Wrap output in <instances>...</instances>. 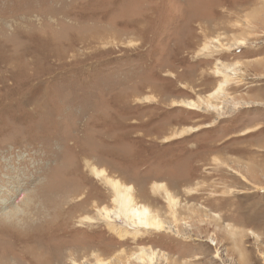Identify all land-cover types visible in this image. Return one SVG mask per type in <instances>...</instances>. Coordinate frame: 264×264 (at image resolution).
<instances>
[{
  "label": "rangeland",
  "instance_id": "1",
  "mask_svg": "<svg viewBox=\"0 0 264 264\" xmlns=\"http://www.w3.org/2000/svg\"><path fill=\"white\" fill-rule=\"evenodd\" d=\"M153 253L264 264V0H0V264Z\"/></svg>",
  "mask_w": 264,
  "mask_h": 264
},
{
  "label": "bare ground",
  "instance_id": "2",
  "mask_svg": "<svg viewBox=\"0 0 264 264\" xmlns=\"http://www.w3.org/2000/svg\"><path fill=\"white\" fill-rule=\"evenodd\" d=\"M186 105L190 109H194V107H196V105L192 102L187 103ZM183 183L186 184L185 182H183ZM107 184H110V186H111V189L113 192V201L116 204V208L114 210H105V209L102 210L103 216H104V221L107 222V220H109V218L113 214L115 217L123 218V220L125 222L129 223V225L135 231L136 230L137 231L138 230H143V231H150L151 230V231H158V232L160 231L161 232L164 230V226L159 221V219L156 215L151 214L150 211L148 210V208L136 204V200L133 198V196L130 193L131 188L127 187L126 189L122 190L120 188V185H118L116 182H109V183L107 182ZM170 208H172L171 205H170ZM173 217H175V215ZM210 241H211V246H214L215 242L213 243V240H210ZM145 256H147V255H145ZM139 257L140 258L137 259L136 262H138L140 264H143L144 262H146V264H154V259H155L154 253L150 256H147V260L143 259L142 256H139Z\"/></svg>",
  "mask_w": 264,
  "mask_h": 264
}]
</instances>
